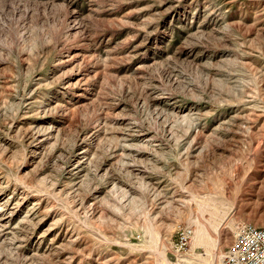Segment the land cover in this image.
<instances>
[{"label":"rangeland","instance_id":"rangeland-1","mask_svg":"<svg viewBox=\"0 0 264 264\" xmlns=\"http://www.w3.org/2000/svg\"><path fill=\"white\" fill-rule=\"evenodd\" d=\"M241 223L264 0H0V264H218Z\"/></svg>","mask_w":264,"mask_h":264},{"label":"built area","instance_id":"built-area-1","mask_svg":"<svg viewBox=\"0 0 264 264\" xmlns=\"http://www.w3.org/2000/svg\"><path fill=\"white\" fill-rule=\"evenodd\" d=\"M193 233L191 226L179 228L172 240L173 251H186ZM218 264H264V226L241 223Z\"/></svg>","mask_w":264,"mask_h":264},{"label":"bare ground","instance_id":"bare-ground-1","mask_svg":"<svg viewBox=\"0 0 264 264\" xmlns=\"http://www.w3.org/2000/svg\"><path fill=\"white\" fill-rule=\"evenodd\" d=\"M194 230V229H193ZM204 232H205V229L203 228V227H201L200 225L197 227V234H196V236H194V234H193V236H194V239H195V242H199V241H201V240H203L204 238ZM193 236H192V238H193ZM193 239V240H194ZM188 262V261H187ZM190 263V262H189ZM205 264H209V261L208 262H205Z\"/></svg>","mask_w":264,"mask_h":264}]
</instances>
